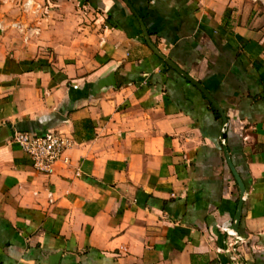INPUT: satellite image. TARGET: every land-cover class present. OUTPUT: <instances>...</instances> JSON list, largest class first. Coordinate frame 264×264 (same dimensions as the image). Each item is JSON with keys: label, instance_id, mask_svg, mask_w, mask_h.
I'll return each instance as SVG.
<instances>
[{"label": "crops", "instance_id": "1", "mask_svg": "<svg viewBox=\"0 0 264 264\" xmlns=\"http://www.w3.org/2000/svg\"><path fill=\"white\" fill-rule=\"evenodd\" d=\"M51 129L47 174L14 135ZM241 198L264 264V1L0 0V264H226Z\"/></svg>", "mask_w": 264, "mask_h": 264}, {"label": "built area", "instance_id": "2", "mask_svg": "<svg viewBox=\"0 0 264 264\" xmlns=\"http://www.w3.org/2000/svg\"><path fill=\"white\" fill-rule=\"evenodd\" d=\"M14 140L30 156L37 171L47 174L55 171L58 161L65 164L70 162L67 151L75 143L71 137L57 129L40 134L17 131ZM222 228L227 236L226 246L222 251L228 253L230 258L226 264H246L240 250V247L246 243V238L233 226Z\"/></svg>", "mask_w": 264, "mask_h": 264}, {"label": "water", "instance_id": "3", "mask_svg": "<svg viewBox=\"0 0 264 264\" xmlns=\"http://www.w3.org/2000/svg\"><path fill=\"white\" fill-rule=\"evenodd\" d=\"M143 29L145 31L146 34V38H147V42L149 44V46L154 50V52L159 55L161 58H163L170 66H172L175 70H177L178 72L182 73L189 81H191L197 88H199L209 99V101L214 105V107L220 112L223 122L226 123L227 122V116L226 113L223 109V107H221L219 105V103L213 98V96L209 93V91L207 89H205V87L196 79H194L193 77H191L190 75H188L186 72H184L176 63H174L169 57H167L166 55H164L156 46L155 44L151 41L149 34L145 28V26L143 25ZM226 135L224 134V137ZM227 152V151H226ZM227 161L229 163V166L239 184L240 190H241V194L243 195L245 193V185L243 183V180L241 179L239 173L237 172L232 159L230 158L229 155H227ZM242 203L243 200L242 198L239 201V207H238V211L237 214L235 216V223L233 225V227L238 230L239 228V224H240V220H241V209H242ZM56 261H54V264H56Z\"/></svg>", "mask_w": 264, "mask_h": 264}, {"label": "trees", "instance_id": "4", "mask_svg": "<svg viewBox=\"0 0 264 264\" xmlns=\"http://www.w3.org/2000/svg\"><path fill=\"white\" fill-rule=\"evenodd\" d=\"M212 109L215 111L218 117H220V112L211 104Z\"/></svg>", "mask_w": 264, "mask_h": 264}]
</instances>
